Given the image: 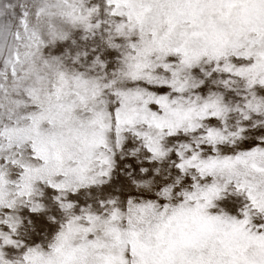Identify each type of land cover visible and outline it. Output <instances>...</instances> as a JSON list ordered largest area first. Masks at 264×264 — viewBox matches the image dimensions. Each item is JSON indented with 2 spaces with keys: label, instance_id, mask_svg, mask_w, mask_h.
Segmentation results:
<instances>
[{
  "label": "snow or ice",
  "instance_id": "snow-or-ice-1",
  "mask_svg": "<svg viewBox=\"0 0 264 264\" xmlns=\"http://www.w3.org/2000/svg\"><path fill=\"white\" fill-rule=\"evenodd\" d=\"M0 264H264V0H0Z\"/></svg>",
  "mask_w": 264,
  "mask_h": 264
}]
</instances>
